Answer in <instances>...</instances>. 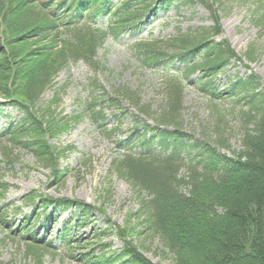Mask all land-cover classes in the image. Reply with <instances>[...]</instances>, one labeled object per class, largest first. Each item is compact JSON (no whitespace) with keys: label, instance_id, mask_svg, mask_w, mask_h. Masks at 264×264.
I'll return each mask as SVG.
<instances>
[{"label":"trees","instance_id":"16d2710c","mask_svg":"<svg viewBox=\"0 0 264 264\" xmlns=\"http://www.w3.org/2000/svg\"><path fill=\"white\" fill-rule=\"evenodd\" d=\"M219 1L0 0V95L11 98V105L22 112L18 120L0 131V139L11 144V149L1 147L0 167L14 165L10 154L15 147L27 149L38 158L41 150L43 156L51 158L52 152L44 148H48L45 139L77 121L74 116L62 124L52 120L49 126L34 108L68 60L82 59L97 69L96 51L109 33L117 38L131 27L138 28L146 16L174 5L200 4L214 13L213 5ZM257 5L261 13L256 23L263 27L264 0H258ZM101 17L109 23L106 29L93 24ZM215 25L186 32L178 29L165 38L132 44L144 66L161 68L166 74L163 103L157 113L151 115L148 106H139L134 91L112 87L110 94L98 80L92 83L95 96H90L84 108L90 109L91 120L103 126L107 136L114 135L117 128L105 125L104 111L118 112L122 101L152 118L153 126L132 116L134 131L126 141H135L112 167L130 184L145 228L172 254L174 264H264V88L253 74L235 76L226 88H216L214 79L226 70L235 54L227 41H215ZM253 54L247 52V59L252 60ZM175 63L178 66H173ZM188 84L198 85L212 98L242 101L238 112L244 121L242 148L235 157L219 152L227 143L222 116L213 126V140L207 141L205 136L192 139L181 128L178 117ZM117 147H123L122 141ZM135 147L140 149L136 152ZM1 176L0 170V223L7 224L12 208L1 200L10 185ZM52 177L58 181L63 176L55 171ZM28 201L30 212L23 213L11 233L23 240L32 254L55 248L46 240V233L60 211L73 210L80 228L93 210L92 205L78 199L41 195ZM71 225L62 226L58 237L75 264H159L126 238L119 250H109V245L101 242L108 224V229L95 230L84 244L81 237L71 235ZM124 231V227L117 228L119 236H128Z\"/></svg>","mask_w":264,"mask_h":264},{"label":"rangeland","instance_id":"374dc122","mask_svg":"<svg viewBox=\"0 0 264 264\" xmlns=\"http://www.w3.org/2000/svg\"><path fill=\"white\" fill-rule=\"evenodd\" d=\"M257 3L258 0H222L213 5L215 14L199 4L170 6L167 10L158 11L136 32L124 34L116 41L107 38L97 49V70L82 60L69 61L52 77L51 87L40 95L34 105L35 110L49 126L52 120L62 124L65 118L77 116L78 119L64 125L60 133L45 139L44 146L48 148H44L52 152L51 158L43 156L41 150L37 152L38 158L27 149L15 147L10 154L16 161L14 165L0 167L3 181L10 185L1 203L13 209L7 215L8 223H0V264H75L57 238L58 231L67 220H71V235L81 237L83 244L90 240L95 230L108 229V224L109 229L103 233L101 242L109 245V250H119L126 238L153 263L174 264L172 254L145 228L130 184L112 167L122 152L116 146L117 141L134 131L132 116L137 114L136 108L124 101L118 112L105 110V125L117 128L115 135L107 136L104 127L91 120L90 109L84 107L90 96H95L92 83L98 80L107 92L112 87L134 91L139 106H148L151 115L157 113L163 103L166 74L145 67L131 49V42L164 38L175 34L178 29L186 32L210 27L215 25V21L218 23L215 25L218 28L215 41H227L235 54L234 59L238 61L233 60L232 65L215 78L218 90L223 89L234 76L246 74L256 76L260 87L264 88V26L256 23L261 13ZM249 51L254 52L252 60L246 57ZM183 96L178 117L183 131L192 139L205 136L207 141L213 140V126L220 115L227 143L222 148L213 141L210 143L215 148L219 147L221 154L235 157L242 148L240 139L244 121L238 113L242 101L212 98L199 86L193 85L184 87ZM20 115L17 109L4 107L0 112V127L8 122L9 117L16 119ZM147 123L154 125L152 118L147 119ZM4 146L10 147L11 144L0 139V156ZM55 171L63 176L58 181L52 177ZM41 195L78 199L92 205L93 210L87 224L80 228L78 216L72 210L60 212L55 225L47 233V238L57 246L56 251L32 254L25 248L23 240L13 236L11 229L23 213L30 212L29 198L38 199ZM123 227V234L128 236L117 234V228L121 230ZM99 249L97 246L96 250Z\"/></svg>","mask_w":264,"mask_h":264}]
</instances>
